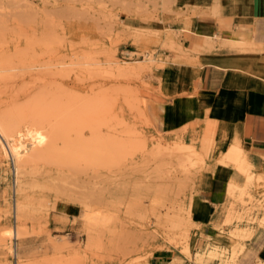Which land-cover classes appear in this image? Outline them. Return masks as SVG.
I'll return each mask as SVG.
<instances>
[{"label":"rangeland","instance_id":"obj_1","mask_svg":"<svg viewBox=\"0 0 264 264\" xmlns=\"http://www.w3.org/2000/svg\"><path fill=\"white\" fill-rule=\"evenodd\" d=\"M182 16L172 0H0V115L54 146L17 174L0 139V264H150L164 248L192 257L188 200L203 157L146 112L159 100L154 69L188 56ZM232 154L249 165L238 148L224 162ZM238 199L264 225V201Z\"/></svg>","mask_w":264,"mask_h":264},{"label":"crops","instance_id":"obj_2","mask_svg":"<svg viewBox=\"0 0 264 264\" xmlns=\"http://www.w3.org/2000/svg\"><path fill=\"white\" fill-rule=\"evenodd\" d=\"M172 1L183 14L179 46L189 53L169 54L154 69L149 80L159 100L146 112L155 130L194 144L204 165L188 200L192 257L164 248L149 262L264 264V225L248 222L251 206L238 199L245 192L264 201V0ZM232 148L248 166L224 162ZM256 217L263 212H252ZM236 229L242 233L231 236Z\"/></svg>","mask_w":264,"mask_h":264},{"label":"bare ground","instance_id":"obj_3","mask_svg":"<svg viewBox=\"0 0 264 264\" xmlns=\"http://www.w3.org/2000/svg\"><path fill=\"white\" fill-rule=\"evenodd\" d=\"M35 120H34V122H36L37 124H39V125L40 124H43V123H40L42 121H38L37 119H35ZM55 135L56 134L52 131L51 137L53 139H54ZM24 137H27V139L30 138L29 140H32V150H28L29 148H28L27 145L24 146V142H23V140L25 139ZM0 139L3 141V143L6 144L7 147L6 146L5 147L7 149L9 148L11 150V153L14 155V157L16 159V161L14 163V167H15V171L17 172V174L21 173L22 168L29 167L31 164H33L37 160H41V158L42 159L45 158L47 156V154H48V150H51L54 147L53 145H51V146L49 145V142H48L49 141V138L46 135V133L44 131H42V129L33 128L32 125L30 126V125H28L26 123L25 124V128H24V134H23L22 133V129H20V127H19V123H15L11 119L5 118L2 115H0ZM29 146H31L30 143H29ZM22 147H24L23 148L24 151H27L24 154L25 156H22V152H23L22 151ZM230 160L233 161V162H235L236 164H239L240 166H243V163L241 162V158L238 156V154H232V155H230ZM231 184H229V185H231ZM18 185H19L18 186L19 189L17 191V194L18 195L20 194V196L18 197V198H20L21 197V190L23 189V184L22 183L19 184V180H18ZM233 185H235V184L233 183ZM236 187H238V184H237ZM18 198H17V203H16V211H17V213L20 216V212H21V206H20L21 202H20V199L21 198L20 199H18ZM233 209H234V207H233ZM226 217H228V215ZM17 219H18V217H17ZM19 219H20V217H19ZM227 221H229V220L227 219ZM233 251H236V250H233ZM172 264H178V263L174 262Z\"/></svg>","mask_w":264,"mask_h":264}]
</instances>
